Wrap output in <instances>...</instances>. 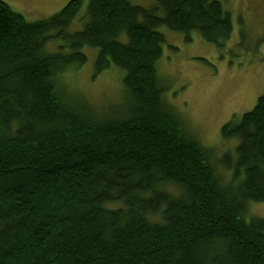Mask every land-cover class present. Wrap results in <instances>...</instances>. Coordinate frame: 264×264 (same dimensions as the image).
<instances>
[{
  "label": "trees",
  "instance_id": "1",
  "mask_svg": "<svg viewBox=\"0 0 264 264\" xmlns=\"http://www.w3.org/2000/svg\"><path fill=\"white\" fill-rule=\"evenodd\" d=\"M83 8L29 22L0 0V264H264V219L247 214L264 203V93L222 128L238 141L225 183L158 69L161 27L221 48L231 14L220 0ZM85 48L97 75L124 71L120 113L66 97Z\"/></svg>",
  "mask_w": 264,
  "mask_h": 264
},
{
  "label": "rangeland",
  "instance_id": "2",
  "mask_svg": "<svg viewBox=\"0 0 264 264\" xmlns=\"http://www.w3.org/2000/svg\"><path fill=\"white\" fill-rule=\"evenodd\" d=\"M29 22L48 19L71 0H1ZM233 20V33L223 47L205 41L193 32L184 33L166 27L159 31L166 42L158 62L159 73L167 80L168 102L185 118L202 144L210 148L213 165L225 183L232 173L223 164L228 155L236 163L238 141L222 138L223 126L238 121L253 110L264 93V0H220ZM88 0H83L86 9ZM136 5L152 7L155 0H133ZM49 49L54 50L55 44ZM88 61L81 68H70L59 78L68 99L77 105L91 106L100 116L120 113L127 106L124 71L115 66L95 72L97 50L85 48ZM238 184V182H237ZM236 184V185H237ZM249 217L264 219V203L250 204Z\"/></svg>",
  "mask_w": 264,
  "mask_h": 264
},
{
  "label": "bare ground",
  "instance_id": "3",
  "mask_svg": "<svg viewBox=\"0 0 264 264\" xmlns=\"http://www.w3.org/2000/svg\"><path fill=\"white\" fill-rule=\"evenodd\" d=\"M32 173V172H31Z\"/></svg>",
  "mask_w": 264,
  "mask_h": 264
}]
</instances>
